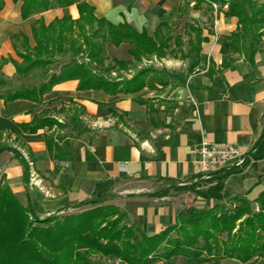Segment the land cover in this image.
<instances>
[{
    "label": "crops",
    "instance_id": "crops-1",
    "mask_svg": "<svg viewBox=\"0 0 264 264\" xmlns=\"http://www.w3.org/2000/svg\"><path fill=\"white\" fill-rule=\"evenodd\" d=\"M4 1L0 11V62H5L1 71L12 87L37 82L41 72L28 77L17 74L15 61H23L19 56L24 52L23 42L31 48L36 46L33 27L41 18L47 25L64 16L78 19V6L54 8L24 19L22 2ZM87 1L95 7L97 18L113 24L128 23L150 36L160 24L167 23L175 29V35L183 37V49L187 48L188 23L199 26L206 40L198 55L194 53L185 60L155 58V65L168 72L183 67L176 82L167 80V84L155 83L135 93L112 95L103 89L79 90V81L69 79L56 84L42 104L0 99V127L3 115L28 124L35 114L48 111L49 116L65 122L73 106L82 107L85 130L70 137L73 162L58 163L50 155L45 136L58 128L20 134L0 129V134L21 150L28 163L31 161L34 177H39L37 185L44 193L41 204L45 215L76 208L92 198H108L124 206L144 233L153 235L178 224L187 214L184 206L154 193L196 177V150L203 141L233 144L248 155L260 137L264 128V34L242 51L230 52L228 37L241 25L238 17L228 13V4L196 8L195 0ZM255 1L264 4V0ZM111 77H117V72ZM60 131L73 135L71 128ZM121 163H126L124 172L119 168ZM0 174L14 193L23 190V168L10 152L0 154ZM258 181L256 176H236L229 188L240 194L251 190L249 197L254 199L264 188ZM204 202L197 204L198 212L213 204L212 200ZM255 207L259 210L258 203ZM229 261L242 264L236 259L222 263L231 264Z\"/></svg>",
    "mask_w": 264,
    "mask_h": 264
},
{
    "label": "trees",
    "instance_id": "trees-1",
    "mask_svg": "<svg viewBox=\"0 0 264 264\" xmlns=\"http://www.w3.org/2000/svg\"><path fill=\"white\" fill-rule=\"evenodd\" d=\"M13 1L22 2L24 19L74 4L78 6L80 17L74 20L64 16L48 25L42 18L36 21L33 32L37 44L31 48L24 41V52H19L23 61H15V65L21 77L41 72L39 81L12 87L1 71L5 61L0 62V99L6 102L26 100L42 104L45 95L51 93L56 84L69 79L79 81V90L103 89L112 95L135 93L147 86L154 87L155 83L167 84L169 78L180 79V74L169 75L166 70L153 67L142 68L131 78H122L120 74L135 68L144 56L156 54L158 58H166L171 53L178 58L181 51L180 57L186 59L194 53L198 55L202 42L206 40L199 26L188 23L187 48L183 49V37L175 35V29L169 24H160L154 36H150L146 30L138 31L128 23L113 24L105 18H97L95 7L87 0ZM195 1L196 8L203 4L209 8L212 3L228 4V13L238 17L241 27L228 37L230 52L242 51L264 34V4L255 0ZM4 4L5 1L0 0V11ZM171 41L176 44L173 49H170ZM108 43L115 47L129 44L132 59L125 61L110 57L106 51ZM59 57L66 60H59ZM57 63L59 65L55 66ZM112 72H117V77H111ZM84 114L82 107L73 106L67 121L59 122L49 116L48 111H42L28 124L16 123L3 115L0 129L20 134L39 129L52 130L55 126L60 130L71 128L73 135L55 134V130L45 138L53 160L73 162L70 137L85 130L81 120ZM4 151H12L19 160L23 180L29 187L30 167L25 157L8 146L0 147V154ZM249 154L264 159V128ZM226 169L213 174L218 180L215 186L198 191L203 200L214 201L213 206L202 212H198L196 206L188 207L187 214L180 217L178 224L153 235L144 233L136 223L131 226L122 224V220L129 216L126 209L99 205L108 198L83 201L75 207L89 206V209L64 218L57 215L59 212L41 217L31 194H28V205L24 206L11 187L2 184L4 175L0 174V264H155L170 263L177 257H204L206 263L200 264H226L222 263L225 259H236L242 264H264V188L254 199L249 197L251 190L233 198L225 190V181L236 168ZM257 184L264 186V177ZM195 187L186 184L175 188ZM170 190H158L154 196H167ZM231 197L236 204H221ZM257 203L259 210L255 209ZM111 215H117V218L107 221ZM162 247L165 251L159 252Z\"/></svg>",
    "mask_w": 264,
    "mask_h": 264
},
{
    "label": "rangeland",
    "instance_id": "rangeland-1",
    "mask_svg": "<svg viewBox=\"0 0 264 264\" xmlns=\"http://www.w3.org/2000/svg\"><path fill=\"white\" fill-rule=\"evenodd\" d=\"M173 43H175V42L171 41L170 45L171 44L173 45ZM122 46L123 47H121L120 49L117 50V49H115L114 46H112L110 43H108L106 45V51H107V53H108V55L110 57H114L116 59H120V60L132 59V57H131V55L129 54V51H128V47L130 48V45L127 44V43H123ZM170 49H173V48L170 47ZM181 53H182V51L178 53V58H176V59L185 60L186 58L180 57ZM167 57H171L172 58L173 55L170 53ZM155 58H158V56L156 54H153V55H150V56H144L142 58L141 62L137 63V66L135 68H132L129 71H125L126 73L125 72H121L120 75L122 76V78H128V75L133 76L136 72H138L141 69V67H143V68L153 67V68H156V69H158L160 71H162V70L165 71L166 70L165 67H163L161 65H155L156 64ZM151 60H154L153 63H150ZM181 68H183V67L181 66L180 68L177 67V69H172V72H168L167 70L166 71H167V74H169V75H172V74L175 75V74H179V71L181 70ZM168 77L169 76H166L165 78L168 79ZM169 79H171L173 82L178 81V79L176 77L169 78ZM53 129L55 130V129H57V127L55 126ZM55 134H64V133L62 131H60V130H57L55 132ZM2 146H8V147L14 148V149L18 150V152L21 153V150L18 149V147L15 146L13 142H11L3 134H0V147H2ZM7 152H10L14 156V153L12 151H7ZM29 167H30V170H29V187L24 182L25 186H24L23 190L21 192H16L15 195L18 197V199L21 201V203L24 206H27L28 205V203H27L28 194H31L33 203L37 204L35 206H36L37 210L39 211V215L41 217L50 216L51 214L45 215L44 212H43V209H42L43 206L41 204V200H42V196H43L44 193L42 191V188L37 185L36 178L38 177V175L36 174V177H34L32 175L33 174L32 173V166L30 164H29ZM263 167H264V159L263 160H259V159H256L255 157H253V155H251V154L246 155L241 165L232 164L231 166L228 167V168H236V170H235V173H233L232 175H230L226 179V181H225V186H226L225 190L229 191L233 198H235L236 196L244 195L245 193H241L240 194V193L232 192L230 190V188H229L230 180L232 178H235L236 176H239L242 179H245L247 176H256L258 180H261L262 177H264ZM228 168L226 170H228ZM213 177H214L213 174L209 175V176L200 175V176H196V177H194L192 179H189V180H187L184 183L173 184V186L171 188H168V189H171V190H170V192H169V194L167 196L170 199H172L179 207L184 206L187 209H188V207H192V206H196L197 207V204H199L200 202H204L205 201V200H202V198L199 196L198 191L207 190L208 188H210L212 186H215L217 184L218 180L213 178ZM21 179H23V176H22ZM4 183H5V185H9L8 180H5V176H4V181H3L2 184L4 185ZM186 184H190V185L194 184V185H196V187L192 188V189H179V190L175 188V187L184 186ZM47 185L49 186V184H47ZM232 197L230 199H225L224 201H222L221 204L227 203L228 206H230V205L233 206L236 203L234 202ZM212 203L213 204L211 206H213L215 204L214 201H212ZM38 204H39V206H38ZM99 205H101V206H109V207L115 205V206H119L122 209H126L124 206L113 202L111 199H108V200L104 201L103 203H101ZM89 208H90L89 206H81V207H76V208H70V209H66V210H63V211L59 212L57 215L59 217H61V218H64V217L69 216V215L80 213V212H82L84 210H87ZM115 218H117V215L108 216L107 221L108 220H113ZM132 223H135V222H133V219L130 217V215L128 217H125L122 220V224H124L126 226H131ZM163 249H164V247H162L159 252H163ZM164 251H165V249H164ZM200 262L201 263L205 262L204 257H202L201 259H197L195 261H192V262L186 260V258H184V257H177V258H173L172 262H170V263L157 262L155 264H197V263H200ZM231 264H234V263H231Z\"/></svg>",
    "mask_w": 264,
    "mask_h": 264
},
{
    "label": "built area",
    "instance_id": "built-area-1",
    "mask_svg": "<svg viewBox=\"0 0 264 264\" xmlns=\"http://www.w3.org/2000/svg\"><path fill=\"white\" fill-rule=\"evenodd\" d=\"M245 154L233 144L203 141L196 150V176H209L232 164L241 165ZM29 164L32 166L31 161ZM122 172L126 171V163L119 164ZM34 176V172L32 171Z\"/></svg>",
    "mask_w": 264,
    "mask_h": 264
}]
</instances>
